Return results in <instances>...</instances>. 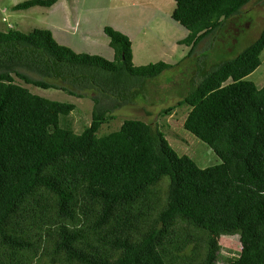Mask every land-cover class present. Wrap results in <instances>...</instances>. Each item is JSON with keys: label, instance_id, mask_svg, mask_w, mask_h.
<instances>
[{"label": "trees", "instance_id": "16d2710c", "mask_svg": "<svg viewBox=\"0 0 264 264\" xmlns=\"http://www.w3.org/2000/svg\"><path fill=\"white\" fill-rule=\"evenodd\" d=\"M249 1L174 0L171 17L188 31L177 43L191 54ZM103 32L112 59L59 44L48 28L0 30V264H218L222 235L241 246L225 263L264 264V84L246 79L261 63L264 27L241 50L211 43L216 62L161 110L189 106L183 127L220 159L204 167L141 119L97 134L112 110L135 101L137 84L174 67L135 65L128 35ZM15 76L89 97L90 123L80 132L63 125L75 104L32 93Z\"/></svg>", "mask_w": 264, "mask_h": 264}, {"label": "rangeland", "instance_id": "374dc122", "mask_svg": "<svg viewBox=\"0 0 264 264\" xmlns=\"http://www.w3.org/2000/svg\"><path fill=\"white\" fill-rule=\"evenodd\" d=\"M21 1L0 0V30L13 28L28 32L35 27L48 28L53 30L52 35L59 44L69 46L76 52H89L112 59L113 49L103 32L104 26H110L129 35L135 65L159 60L174 64V67L163 71L159 75L161 77L137 84L135 101L112 110L110 114L114 118L104 122L97 134L118 129L125 118L141 119L157 125L179 155H188L199 166L220 161L207 144L183 127L189 106H176L169 113H162L161 110L175 104L186 93L185 90L200 78L201 71L208 70L210 62H216L214 52L209 47L211 43L227 39L226 42H232L236 50H241L258 36L264 27V0L247 2L237 14L224 22L222 28L204 37L191 54H187L188 46L177 43L188 31L171 17L174 0H61L49 8L32 6L14 9L13 6ZM260 59V65L246 76L258 88L264 84V48ZM19 70L33 78H40L34 71L26 68ZM15 80L32 93L73 102L75 108L61 118V123L72 127L75 132H80L84 125L90 123L93 103L89 97H76L62 89L26 84L16 76ZM146 83L149 84L147 87ZM218 243V264H227L226 257L236 256L240 252L238 235H222Z\"/></svg>", "mask_w": 264, "mask_h": 264}, {"label": "crops", "instance_id": "0c3cea01", "mask_svg": "<svg viewBox=\"0 0 264 264\" xmlns=\"http://www.w3.org/2000/svg\"><path fill=\"white\" fill-rule=\"evenodd\" d=\"M59 2H62L61 0H57V2H55L54 4H53V6L56 4H58ZM65 3H66V1H65ZM51 7V6H50ZM44 8H49V7H44ZM51 32H52V34H53V30H51ZM129 36V35H128ZM130 38V37H129Z\"/></svg>", "mask_w": 264, "mask_h": 264}, {"label": "clouds", "instance_id": "9594fccd", "mask_svg": "<svg viewBox=\"0 0 264 264\" xmlns=\"http://www.w3.org/2000/svg\"><path fill=\"white\" fill-rule=\"evenodd\" d=\"M133 55V54H132Z\"/></svg>", "mask_w": 264, "mask_h": 264}]
</instances>
